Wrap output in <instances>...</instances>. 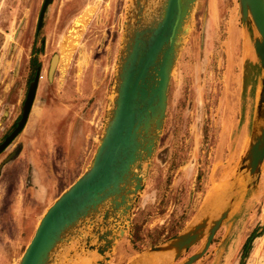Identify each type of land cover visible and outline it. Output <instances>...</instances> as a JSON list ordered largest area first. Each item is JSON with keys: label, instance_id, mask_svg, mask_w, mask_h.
<instances>
[{"label": "rangeland", "instance_id": "rangeland-1", "mask_svg": "<svg viewBox=\"0 0 264 264\" xmlns=\"http://www.w3.org/2000/svg\"><path fill=\"white\" fill-rule=\"evenodd\" d=\"M42 1L0 0V142L20 117L34 76L32 60L40 66L27 121L0 153V165L16 146L21 150L25 144L29 150L36 147L49 174V202H42L48 205L84 170L98 143L129 0H52L37 30ZM255 35L254 27L246 26L239 16L238 0H197L169 81L161 137L132 206L130 227L116 241L110 264H126L173 237L235 172L249 141L262 75L252 68L242 90L244 60L258 61L252 44ZM53 54L59 60L49 79ZM78 153L83 157L70 174ZM41 178L43 182L44 175ZM30 185L28 175L25 185L8 186L19 188L23 198ZM22 203L27 207L24 212L33 213V221L24 216L23 225L17 227L11 216L4 222L0 218V228L5 231V239L0 235V264L18 263L43 213V208L32 211L35 202ZM2 204L6 211L12 202ZM262 228L264 160L256 189L240 196L206 252L191 264H264ZM253 230L262 233L253 238L243 255L242 246ZM202 242L172 264L197 251ZM56 264L77 263L67 253Z\"/></svg>", "mask_w": 264, "mask_h": 264}, {"label": "water", "instance_id": "water-1", "mask_svg": "<svg viewBox=\"0 0 264 264\" xmlns=\"http://www.w3.org/2000/svg\"><path fill=\"white\" fill-rule=\"evenodd\" d=\"M43 0L36 29L47 6ZM197 0H129L102 130L95 150L77 178L44 210L17 264H56L67 253L77 264H110L115 243L130 227V213L163 130L168 86ZM238 13L253 26L256 63L245 59L242 90L252 68L260 86L249 141L235 172L216 188L177 234L126 264H172L191 246L199 249L176 264L200 259L220 226L231 217L241 195L257 187L264 160V0H238ZM57 54L48 68L52 78ZM36 67L15 127L0 142V153L23 129L39 80ZM130 232V230H129Z\"/></svg>", "mask_w": 264, "mask_h": 264}, {"label": "crops", "instance_id": "crops-1", "mask_svg": "<svg viewBox=\"0 0 264 264\" xmlns=\"http://www.w3.org/2000/svg\"><path fill=\"white\" fill-rule=\"evenodd\" d=\"M24 146L25 147L22 150L19 149L18 151L17 149L19 146H16L13 150L14 152H11L13 156L7 161L2 162L0 165V218L4 222L6 221V218L7 220L9 219L8 216H11L12 222L17 227L20 226L19 223L23 225L24 216H28L29 222L33 221V213H28V211L24 212V208L26 206L22 202H35V204L32 206V211H34V213H37V211L40 212L42 208L45 210L50 205H43L42 203L49 202L47 199L49 197V191L51 190V186L49 184L50 181L48 179L49 174L46 171V165L39 158V150L36 151V147L34 150H29L28 144H25ZM82 157L83 154L80 153L74 157V162H72L73 164H71V168L68 171L70 174L73 173V167L79 163V159ZM79 174L80 173H78V175ZM28 175L30 176L32 185L26 187L24 190L25 192L23 191L24 197L20 198L19 193H22V191L19 190V188L13 190L9 188L8 185L11 183H18L20 185L23 183L25 185ZM42 175H44L43 182L42 178L40 179V176ZM45 179H47V182ZM6 186L8 190L5 189ZM4 195L8 200H6ZM55 198L56 197H54L51 202H53ZM2 202H12V204L9 207L7 206V210L5 211L2 210ZM25 209H27V207ZM0 235H2L1 238L5 239V231H3L2 228H0Z\"/></svg>", "mask_w": 264, "mask_h": 264}, {"label": "trees", "instance_id": "trees-1", "mask_svg": "<svg viewBox=\"0 0 264 264\" xmlns=\"http://www.w3.org/2000/svg\"><path fill=\"white\" fill-rule=\"evenodd\" d=\"M38 65H39V63L34 58L32 60V66H33V68H36V66H38ZM262 229H264V228H262ZM261 233H262V230L260 232H256V230H253L252 233L246 238V240H245V242H244V244L242 246V253H243V255H246L247 254L253 238L255 236L260 235Z\"/></svg>", "mask_w": 264, "mask_h": 264}, {"label": "flooded vegetation", "instance_id": "flooded-vegetation-1", "mask_svg": "<svg viewBox=\"0 0 264 264\" xmlns=\"http://www.w3.org/2000/svg\"><path fill=\"white\" fill-rule=\"evenodd\" d=\"M36 67H37V66H36ZM35 70H36V68H35ZM34 72H35V71H34ZM19 118H20V117H19ZM19 118H18V119H19ZM16 122H17V120L15 121L14 127H15V125H16ZM14 127H13V128H14ZM10 144H11V143H10ZM10 144H9V145H10ZM9 145H8V146H9ZM8 146H7V147H8ZM7 147H6V148H7ZM6 148H5V149H6ZM5 149H4V150H5ZM18 150H19V149H17V151H18ZM2 152H3V151H2ZM11 152H12V151H11ZM11 152L7 153V158H8V159L11 158V157L13 156V155L11 154ZM10 154H11V155H10ZM8 159H7V160H8Z\"/></svg>", "mask_w": 264, "mask_h": 264}, {"label": "bare ground", "instance_id": "bare-ground-1", "mask_svg": "<svg viewBox=\"0 0 264 264\" xmlns=\"http://www.w3.org/2000/svg\"><path fill=\"white\" fill-rule=\"evenodd\" d=\"M53 59H56V64L58 63V60H59V56L57 55L56 57L54 56ZM53 61V60H52ZM207 200V199H206ZM205 202V201H204Z\"/></svg>", "mask_w": 264, "mask_h": 264}]
</instances>
